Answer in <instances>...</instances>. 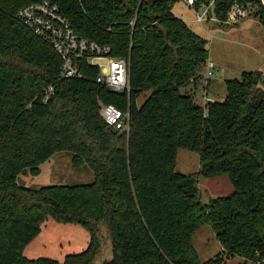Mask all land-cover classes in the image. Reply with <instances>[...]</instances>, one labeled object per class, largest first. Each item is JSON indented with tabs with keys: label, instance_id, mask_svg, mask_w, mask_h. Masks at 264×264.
I'll use <instances>...</instances> for the list:
<instances>
[{
	"label": "trees",
	"instance_id": "obj_1",
	"mask_svg": "<svg viewBox=\"0 0 264 264\" xmlns=\"http://www.w3.org/2000/svg\"><path fill=\"white\" fill-rule=\"evenodd\" d=\"M34 1L0 0V264H94L102 226L108 264L264 259V72L243 71L226 81L224 100L201 105L191 89L204 77L208 40L175 16V0H52L74 31L127 59L131 91L97 82L100 68L87 60L82 77L64 78L53 45L19 17ZM235 1L252 5L264 25L262 0H222L218 14ZM101 103L128 110L129 131L107 124ZM179 148L199 154V171H177ZM62 150L74 167L89 165L94 181L39 189L18 182ZM222 174L234 191L203 202L199 177ZM49 218L85 227L88 246L62 261L25 256ZM206 223L222 252L201 261L192 237Z\"/></svg>",
	"mask_w": 264,
	"mask_h": 264
},
{
	"label": "rangeland",
	"instance_id": "obj_2",
	"mask_svg": "<svg viewBox=\"0 0 264 264\" xmlns=\"http://www.w3.org/2000/svg\"><path fill=\"white\" fill-rule=\"evenodd\" d=\"M172 12L199 35L208 40L209 56L214 67L209 82L203 76L197 78L196 87L192 86L197 103L204 105L208 100H224L227 95L228 79L241 78L243 71L260 70L264 72V25L254 15L249 14L234 25L207 23L206 28L214 34L210 42L209 33L193 20V13L183 3L175 1ZM95 62L103 64L105 59ZM206 67L200 71L204 75ZM190 91V90H189ZM148 93L143 92L138 103L142 104ZM200 156L197 152L179 148L176 156V169L184 174L199 171ZM95 175L87 164L80 167L72 165V152L62 150L55 153L42 164L41 172L34 174L23 172L18 182L32 189H39L49 184H79L94 181ZM198 187L200 198L208 202L217 196H227L234 191L231 178L227 174L213 177L200 176ZM101 252L94 264H108L112 259L111 243L107 230L102 226ZM90 240L88 230L78 224L60 223L49 218L42 226V231L24 250L28 258L52 257L60 261L69 254L84 250ZM192 242L201 261L215 257L222 252V246L211 224L202 225L193 235ZM264 264L262 260H245L239 255L225 259L224 264Z\"/></svg>",
	"mask_w": 264,
	"mask_h": 264
},
{
	"label": "built area",
	"instance_id": "obj_3",
	"mask_svg": "<svg viewBox=\"0 0 264 264\" xmlns=\"http://www.w3.org/2000/svg\"><path fill=\"white\" fill-rule=\"evenodd\" d=\"M183 3L193 13V20L201 25L210 35L214 34L206 28L207 23L234 25L241 19L253 14L254 7L239 1L232 3L225 16L218 14L222 0H175ZM19 17L39 36L48 40L62 60L60 75L64 78L82 77L81 62L87 60L100 68L97 82L117 93H130L131 85L128 74V61L124 57H112L111 47L100 44L80 35L71 26L69 20L62 14L60 6L52 0L34 1L23 6ZM105 59L102 65L95 62ZM214 63L209 58L204 74L205 80L210 81L213 75ZM54 92V87L47 89L48 95ZM101 116L107 124L117 129L129 131L131 114L113 104L101 103Z\"/></svg>",
	"mask_w": 264,
	"mask_h": 264
},
{
	"label": "water",
	"instance_id": "obj_4",
	"mask_svg": "<svg viewBox=\"0 0 264 264\" xmlns=\"http://www.w3.org/2000/svg\"><path fill=\"white\" fill-rule=\"evenodd\" d=\"M263 4H264V0H262Z\"/></svg>",
	"mask_w": 264,
	"mask_h": 264
},
{
	"label": "crops",
	"instance_id": "obj_5",
	"mask_svg": "<svg viewBox=\"0 0 264 264\" xmlns=\"http://www.w3.org/2000/svg\"><path fill=\"white\" fill-rule=\"evenodd\" d=\"M212 100H214V99H212Z\"/></svg>",
	"mask_w": 264,
	"mask_h": 264
}]
</instances>
